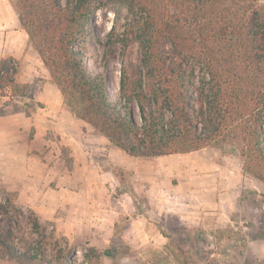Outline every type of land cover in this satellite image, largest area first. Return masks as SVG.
Listing matches in <instances>:
<instances>
[{
	"label": "trees",
	"instance_id": "1",
	"mask_svg": "<svg viewBox=\"0 0 264 264\" xmlns=\"http://www.w3.org/2000/svg\"><path fill=\"white\" fill-rule=\"evenodd\" d=\"M126 9L121 30L106 34L104 67L136 46L120 68L118 99L104 75L85 65L82 42L94 0H14L20 26L75 117L132 157L188 153L231 143L242 169L264 181V3L258 0H112ZM17 67L0 60V95L27 89ZM40 104L29 101L30 111ZM138 112V118L134 115ZM15 111L0 107V116ZM134 205L132 190L125 189ZM126 215L116 218L101 253L84 252L86 264L101 255L120 260ZM193 239L201 238L188 225ZM163 234V233H162ZM169 240V235L163 234ZM0 258L20 264H68L65 245L6 197L0 202Z\"/></svg>",
	"mask_w": 264,
	"mask_h": 264
},
{
	"label": "rangeland",
	"instance_id": "2",
	"mask_svg": "<svg viewBox=\"0 0 264 264\" xmlns=\"http://www.w3.org/2000/svg\"><path fill=\"white\" fill-rule=\"evenodd\" d=\"M13 1L0 0L1 23L17 19ZM94 3L100 7L85 29L84 61L89 71L106 77L110 94L118 99L120 68L136 58V46L125 52L117 47L104 67L106 34L111 27L122 29L126 9L112 0ZM7 59L17 67L16 82L23 84L18 74L22 72L26 78L32 60L21 65L16 58ZM34 83H25L24 96L20 91L13 98L9 92L0 95V107L15 111L0 116V202L9 197L24 212H35L53 237L67 247L68 264H86L84 252L90 253V249L101 253L120 213L130 217L121 236L122 264H264V181L243 171L236 145L227 142L188 153L135 158L88 124L89 143L81 139L78 144L84 149L98 145L102 150H89L87 159L91 161L76 166L72 150L62 144L58 134L46 131L38 135L30 124L32 112L25 114L31 110L27 103L40 104L33 94ZM21 108L25 111H17ZM134 115L138 118L136 109ZM125 189L134 191L140 208L133 205L132 196L122 193ZM193 197L223 199L227 208L222 212L231 222L222 227L195 226L201 238L194 240L187 233L190 227L162 204ZM252 238L262 242L249 246ZM0 264L20 263L0 258ZM101 264L113 261L101 255Z\"/></svg>",
	"mask_w": 264,
	"mask_h": 264
},
{
	"label": "crops",
	"instance_id": "3",
	"mask_svg": "<svg viewBox=\"0 0 264 264\" xmlns=\"http://www.w3.org/2000/svg\"><path fill=\"white\" fill-rule=\"evenodd\" d=\"M16 20L18 25L16 24ZM0 28H3L0 30V60L8 57L16 58L20 60L21 65L25 62L29 63L28 61L32 60V63H29L30 65L27 67L30 69L27 77L25 78V75L23 74V76L22 72H20L18 74V81L23 84L29 82L33 84L35 80L33 94L36 102L40 103V106L29 117L30 124L36 130V133L39 135L49 131L58 134L62 144L72 150L76 166H79L83 161L90 162L91 158L87 159L90 156L89 150L93 152V150L98 151L102 150V148L97 145L95 147L88 146L87 149H84L82 147L83 144H78L81 142V139L84 143L87 141L89 143L88 124L75 117L63 102L59 89L49 79L48 70L32 46H27L28 36L20 26L18 18H14V22L10 20L4 23L0 22ZM37 76L39 77L36 78ZM111 160L116 162L113 157ZM122 193L128 194L126 191ZM128 195L130 196V194ZM162 204L168 207V210L175 213L180 221L186 225L201 226L203 228L213 225L222 227L223 225L227 226L231 222V217L222 212L224 208H227L223 199H200L193 197L185 200H166ZM122 215L124 213H120L115 217L118 218ZM110 230V235H112V227ZM256 241L262 242V240L252 238L248 240L247 244L250 246L251 244L258 243Z\"/></svg>",
	"mask_w": 264,
	"mask_h": 264
}]
</instances>
